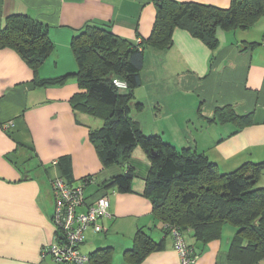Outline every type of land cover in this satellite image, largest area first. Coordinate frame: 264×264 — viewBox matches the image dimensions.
Returning a JSON list of instances; mask_svg holds the SVG:
<instances>
[{
    "label": "crops",
    "instance_id": "1",
    "mask_svg": "<svg viewBox=\"0 0 264 264\" xmlns=\"http://www.w3.org/2000/svg\"><path fill=\"white\" fill-rule=\"evenodd\" d=\"M177 1L223 8L231 2ZM14 14L29 15L48 28L54 50L37 76L47 80L70 75L63 83L38 86L35 72L18 51L0 48V264H58L43 255L44 247L61 233L53 221V178L85 184L86 204L78 210L85 211L114 176L129 168L136 174L133 192L108 189L113 217L100 219L103 232L88 228L81 252L93 256L98 251L89 264H104L100 259L105 248H112L108 264H181L173 236L144 195L151 167L145 151L137 146L125 164L105 167L90 140V131L103 121L71 101L81 92L71 75L78 70L72 38L87 23H102L138 43L152 34L153 0H0V29ZM217 35L219 44L211 49L177 28L170 48L145 49L141 85L134 90V100L143 107L133 117L146 135L204 153L228 173L246 162L264 163V17L248 29H219ZM218 108L250 116L251 122L240 126L211 120ZM9 121L14 125L7 129ZM259 184L264 186V169ZM139 230L161 247L136 263L127 252ZM184 234L200 264H241L229 256L230 227L221 239L206 243L196 241L190 230Z\"/></svg>",
    "mask_w": 264,
    "mask_h": 264
},
{
    "label": "trees",
    "instance_id": "2",
    "mask_svg": "<svg viewBox=\"0 0 264 264\" xmlns=\"http://www.w3.org/2000/svg\"><path fill=\"white\" fill-rule=\"evenodd\" d=\"M153 2L156 19L152 34L138 43L116 35L102 23H87L72 38L78 70L71 75L81 89L71 99L72 104L103 121L100 128L90 131V140L105 167L125 164L137 146L145 151L151 167L144 195L150 198L153 212L165 223L167 232L174 225L184 237L190 230L196 241L206 243L221 239L230 227L229 256L241 264H256L264 259V186L259 184L264 163L246 162L231 172H221L204 153L178 149L160 135H146L132 112L143 107L134 100V90L141 85L145 49L170 48L177 28L215 49L219 29H248L264 17V0H231L226 8L195 1ZM0 48L19 52L35 72L33 81L38 86L63 83L70 75L47 80L37 76L38 67L51 55L54 45L47 26L29 15L7 18L0 29ZM114 79L125 81L127 88L116 86ZM216 119L240 126L251 122L250 116L241 117L226 108L216 110L211 120ZM135 177L131 168L119 173L100 196L108 195L109 188L132 193ZM134 242L127 254L136 263L161 247L144 230L136 233ZM101 250L100 260L108 264L112 248ZM97 252L89 255L90 263L96 260Z\"/></svg>",
    "mask_w": 264,
    "mask_h": 264
},
{
    "label": "built area",
    "instance_id": "3",
    "mask_svg": "<svg viewBox=\"0 0 264 264\" xmlns=\"http://www.w3.org/2000/svg\"><path fill=\"white\" fill-rule=\"evenodd\" d=\"M114 83L119 88H127V83L120 79H114ZM13 125V121H9L5 128L9 129ZM84 187V183L73 186L61 176L51 181L55 201L53 221L61 233L44 247L43 255L51 256L58 264H89L90 256L80 250V245L86 240L85 232L88 228L96 233L103 232L104 226L100 219L113 217L107 194L97 198L95 203L87 204L85 211H78L86 204ZM169 229L181 264H200L199 256L194 252L193 246L187 243L179 227L170 225Z\"/></svg>",
    "mask_w": 264,
    "mask_h": 264
},
{
    "label": "rangeland",
    "instance_id": "4",
    "mask_svg": "<svg viewBox=\"0 0 264 264\" xmlns=\"http://www.w3.org/2000/svg\"><path fill=\"white\" fill-rule=\"evenodd\" d=\"M141 41V40H140ZM141 111V108H134L133 109V112H132V115L134 114V112H140Z\"/></svg>",
    "mask_w": 264,
    "mask_h": 264
}]
</instances>
